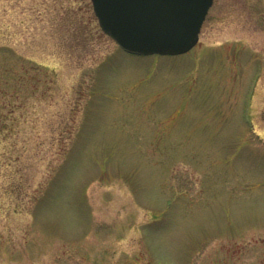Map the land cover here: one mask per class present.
Listing matches in <instances>:
<instances>
[{
	"label": "rangeland",
	"instance_id": "374dc122",
	"mask_svg": "<svg viewBox=\"0 0 264 264\" xmlns=\"http://www.w3.org/2000/svg\"><path fill=\"white\" fill-rule=\"evenodd\" d=\"M0 264H264V0L177 56L0 0Z\"/></svg>",
	"mask_w": 264,
	"mask_h": 264
},
{
	"label": "water",
	"instance_id": "95a60500",
	"mask_svg": "<svg viewBox=\"0 0 264 264\" xmlns=\"http://www.w3.org/2000/svg\"><path fill=\"white\" fill-rule=\"evenodd\" d=\"M103 34L134 55L176 56L198 41L212 0H90Z\"/></svg>",
	"mask_w": 264,
	"mask_h": 264
},
{
	"label": "flooded vegetation",
	"instance_id": "af4514ba",
	"mask_svg": "<svg viewBox=\"0 0 264 264\" xmlns=\"http://www.w3.org/2000/svg\"><path fill=\"white\" fill-rule=\"evenodd\" d=\"M212 4H213V3H212ZM211 7H212V5H211ZM211 7H210V8H211ZM210 8H209V9H210ZM208 12H209V10H208ZM208 12H207V14H208ZM206 16H207V15H206ZM205 19H206V17H205Z\"/></svg>",
	"mask_w": 264,
	"mask_h": 264
}]
</instances>
